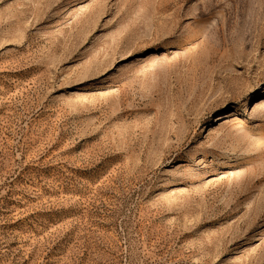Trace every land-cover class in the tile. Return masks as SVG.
<instances>
[{"label":"rangeland","instance_id":"rangeland-1","mask_svg":"<svg viewBox=\"0 0 264 264\" xmlns=\"http://www.w3.org/2000/svg\"><path fill=\"white\" fill-rule=\"evenodd\" d=\"M0 264H264V0H0Z\"/></svg>","mask_w":264,"mask_h":264}]
</instances>
